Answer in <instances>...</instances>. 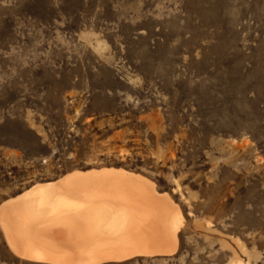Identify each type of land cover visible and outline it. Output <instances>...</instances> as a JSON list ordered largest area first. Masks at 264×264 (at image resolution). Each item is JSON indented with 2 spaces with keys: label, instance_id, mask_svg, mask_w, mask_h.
Returning <instances> with one entry per match:
<instances>
[{
  "label": "rangeland",
  "instance_id": "rangeland-1",
  "mask_svg": "<svg viewBox=\"0 0 264 264\" xmlns=\"http://www.w3.org/2000/svg\"><path fill=\"white\" fill-rule=\"evenodd\" d=\"M100 168L183 221L173 254L90 264H264V0H0V205ZM0 264L52 263L0 227Z\"/></svg>",
  "mask_w": 264,
  "mask_h": 264
},
{
  "label": "bare ground",
  "instance_id": "bare-ground-1",
  "mask_svg": "<svg viewBox=\"0 0 264 264\" xmlns=\"http://www.w3.org/2000/svg\"><path fill=\"white\" fill-rule=\"evenodd\" d=\"M154 185L122 168L73 171L4 201L0 227L12 252L36 262L98 263L120 258L93 256L100 251L125 249L173 254L183 216Z\"/></svg>",
  "mask_w": 264,
  "mask_h": 264
},
{
  "label": "crops",
  "instance_id": "crops-1",
  "mask_svg": "<svg viewBox=\"0 0 264 264\" xmlns=\"http://www.w3.org/2000/svg\"><path fill=\"white\" fill-rule=\"evenodd\" d=\"M88 171V170H87ZM67 175V174H66ZM1 206V205H0Z\"/></svg>",
  "mask_w": 264,
  "mask_h": 264
}]
</instances>
